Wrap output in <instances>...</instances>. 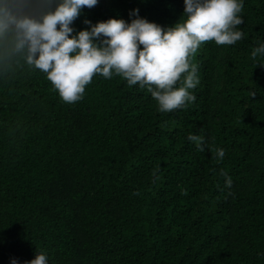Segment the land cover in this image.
<instances>
[{"label": "trees", "instance_id": "obj_1", "mask_svg": "<svg viewBox=\"0 0 264 264\" xmlns=\"http://www.w3.org/2000/svg\"><path fill=\"white\" fill-rule=\"evenodd\" d=\"M243 5L239 41H207L190 57L195 100L161 112L118 75L95 74L82 99L64 102L7 27L38 17L45 0H0V264L37 251L48 264H264V55L252 56L264 0ZM184 7L99 0L72 26L130 22L138 8L168 27Z\"/></svg>", "mask_w": 264, "mask_h": 264}, {"label": "clouds", "instance_id": "obj_2", "mask_svg": "<svg viewBox=\"0 0 264 264\" xmlns=\"http://www.w3.org/2000/svg\"><path fill=\"white\" fill-rule=\"evenodd\" d=\"M99 0H45L48 7L38 17L26 15L7 22L12 28L15 50L27 64L47 75L61 99L74 103L83 98L85 87L95 74L104 78L118 75L128 85L147 88L161 112H171L195 100L189 91L197 86V66L190 63L200 45L214 41L233 45L243 33L236 29L244 21L239 15L243 0H184L181 19L163 27L130 10L129 21L122 18L92 23L76 31L73 22L85 7ZM51 5H55L51 7ZM0 29L6 30L0 23ZM264 55V42L254 48L252 56ZM189 134V141H197ZM197 147H202L197 144ZM224 148L216 149L223 159ZM225 186L231 187L227 173ZM10 264H20L12 258ZM24 264H48L45 252Z\"/></svg>", "mask_w": 264, "mask_h": 264}]
</instances>
